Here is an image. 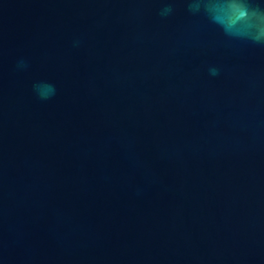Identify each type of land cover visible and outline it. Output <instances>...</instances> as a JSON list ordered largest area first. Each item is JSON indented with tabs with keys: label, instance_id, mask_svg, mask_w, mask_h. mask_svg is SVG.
<instances>
[{
	"label": "water",
	"instance_id": "95a60500",
	"mask_svg": "<svg viewBox=\"0 0 264 264\" xmlns=\"http://www.w3.org/2000/svg\"><path fill=\"white\" fill-rule=\"evenodd\" d=\"M0 264H264V0H0Z\"/></svg>",
	"mask_w": 264,
	"mask_h": 264
},
{
	"label": "clouds",
	"instance_id": "9594fccd",
	"mask_svg": "<svg viewBox=\"0 0 264 264\" xmlns=\"http://www.w3.org/2000/svg\"><path fill=\"white\" fill-rule=\"evenodd\" d=\"M169 10L170 9H165V12ZM213 72H215V70H213ZM35 90L41 99H48L55 93L54 86L47 83H40L35 85Z\"/></svg>",
	"mask_w": 264,
	"mask_h": 264
}]
</instances>
